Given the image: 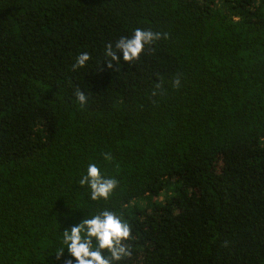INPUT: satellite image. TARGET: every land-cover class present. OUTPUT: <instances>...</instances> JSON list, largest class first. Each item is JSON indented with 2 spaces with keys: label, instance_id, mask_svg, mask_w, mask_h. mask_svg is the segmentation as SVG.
Instances as JSON below:
<instances>
[{
  "label": "trees",
  "instance_id": "trees-1",
  "mask_svg": "<svg viewBox=\"0 0 264 264\" xmlns=\"http://www.w3.org/2000/svg\"><path fill=\"white\" fill-rule=\"evenodd\" d=\"M105 211L115 264H264V0H0V264Z\"/></svg>",
  "mask_w": 264,
  "mask_h": 264
},
{
  "label": "clouds",
  "instance_id": "clouds-1",
  "mask_svg": "<svg viewBox=\"0 0 264 264\" xmlns=\"http://www.w3.org/2000/svg\"><path fill=\"white\" fill-rule=\"evenodd\" d=\"M153 39L151 32L136 30L130 38H123L116 44L125 60L135 59L142 51L143 46ZM107 55L116 59V54L108 49ZM88 59L87 54L79 57L83 64ZM83 95L80 100L83 101ZM114 179L104 178L95 163H89L87 170L82 174L80 184H87L91 189L92 199L107 197L115 187ZM62 247L64 250L56 257L57 261L63 256V264H115L122 257L130 254L124 245L130 237V228L127 222L111 212L84 219L81 223L66 228L62 233ZM93 239L95 243L93 242ZM107 250L105 256L102 250Z\"/></svg>",
  "mask_w": 264,
  "mask_h": 264
}]
</instances>
